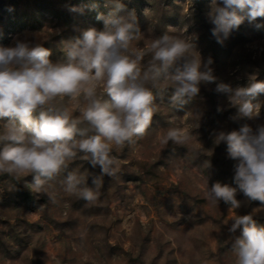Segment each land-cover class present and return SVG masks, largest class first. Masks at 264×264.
Listing matches in <instances>:
<instances>
[{"label": "rangeland", "instance_id": "obj_1", "mask_svg": "<svg viewBox=\"0 0 264 264\" xmlns=\"http://www.w3.org/2000/svg\"><path fill=\"white\" fill-rule=\"evenodd\" d=\"M122 3L121 14L136 13L140 34L134 47L145 49L165 31L186 38L203 62L212 59L217 80L202 84L198 97L179 110L169 103L172 89L156 93L151 126L114 153L120 174L103 177L95 204L64 192L66 172L47 183L54 202L30 190L33 175L19 181L0 175V264H236L232 243L241 229L229 232L232 218L252 214L264 225V206L249 202L239 190L238 209L206 197L217 182L237 187L235 161L225 142L215 143V135L245 124L264 125V94L253 101L261 104L259 116L249 120L229 105L227 94L216 91L219 83L235 88L248 86L251 79L264 81V17L252 23L245 19L221 44L208 18L211 0ZM106 5L107 0H0V47L23 39L48 48L53 62H66V43L87 28H104L97 17L111 11ZM6 122L0 121V127ZM172 127L190 134L187 146L160 143ZM67 171L88 176L92 188L101 174L99 166L79 156Z\"/></svg>", "mask_w": 264, "mask_h": 264}, {"label": "clouds", "instance_id": "obj_2", "mask_svg": "<svg viewBox=\"0 0 264 264\" xmlns=\"http://www.w3.org/2000/svg\"><path fill=\"white\" fill-rule=\"evenodd\" d=\"M106 6L111 8L108 15L97 17L103 19L102 30L87 28L64 45L66 62H53L48 48L23 39L0 47V121L7 119L0 127V175L16 181L33 175L27 186L34 194L46 193L49 201L54 197L47 183L66 172L64 192L95 204L103 177L120 174L114 153L142 138L151 126L156 93L172 89L169 103L179 110L198 97L202 84L217 80L212 59L203 62L192 41L165 31L145 49L136 48L133 41L140 30L135 10L121 14L122 0H107ZM260 17L264 0H211L208 13L212 35L221 44L245 19L252 23ZM145 57H150L146 65ZM216 91L227 94L241 116H259L261 104L253 101L264 94V81L251 79L248 86L235 88L219 83ZM190 140L188 132L172 127L160 143L187 146ZM221 142L235 161L237 187L217 182L208 187L206 197L238 209L239 190L249 202L264 206V125L221 130L215 143ZM78 156L100 167L94 188L88 186V176L67 171ZM238 229L241 235L232 243L236 264H264V225L252 214L236 215L229 232Z\"/></svg>", "mask_w": 264, "mask_h": 264}]
</instances>
